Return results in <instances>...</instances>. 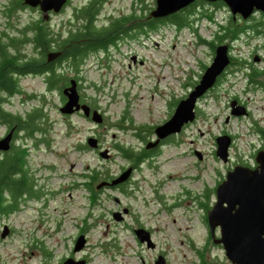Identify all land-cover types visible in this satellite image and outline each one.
Instances as JSON below:
<instances>
[{
  "label": "rangeland",
  "instance_id": "374dc122",
  "mask_svg": "<svg viewBox=\"0 0 264 264\" xmlns=\"http://www.w3.org/2000/svg\"><path fill=\"white\" fill-rule=\"evenodd\" d=\"M88 1L72 0L67 9L53 13L46 21L52 29L65 31L70 19L75 18V6ZM205 1L192 13L195 19L191 27L179 29L171 23L148 26L146 34L121 45L120 53L114 51L110 67L101 66L92 55L80 67L85 96L105 111V126L78 113H62L60 93L48 90L41 74L20 78L23 92L33 96L22 102L21 94L15 95L8 108L23 113L26 108L42 106L46 113L41 123L45 132L20 140L26 142L28 173L41 196L19 201L17 209L0 219V264H59L61 257L72 255L87 257V264H156L157 260L160 264H201L200 250L205 252L207 264H235L224 246L213 241L207 210L214 204L215 187L228 169L245 160L252 162L253 152L264 143L257 130L264 127V91L248 90L240 73L202 97L195 119L162 145L160 153L153 156L152 166L144 163L143 170L136 172L139 190L134 196L106 187L99 203L93 205L89 191L77 184L88 168L103 167L116 174L127 165L128 159L112 145L114 141L136 149L142 146L133 129L117 127L124 113L138 124L156 126L164 122L176 107L174 101L188 94L190 81L211 63L212 51L201 39H212L232 12L226 3ZM8 3L0 0V34L11 31L4 12ZM104 6L106 19L109 12L121 9L141 14L146 9L148 14L156 0H106ZM211 12L213 16L208 15ZM42 14L40 9L24 5L15 10L10 22L22 26ZM254 14L256 20L264 18L262 11ZM236 16L248 22L255 20ZM230 43L239 60H253L251 52L264 55V36L255 31L244 32ZM133 53L137 61L128 66ZM233 98H238L248 112L233 114ZM5 128L0 124V135ZM225 132L233 136L227 161L216 154V137ZM89 135L100 137L114 159L80 148ZM209 188L210 195L206 193ZM115 196L121 199L120 204ZM121 203L130 205L132 211L123 220L112 215ZM139 225L150 230L154 245L138 239L133 227ZM83 227L86 244L75 251ZM215 233L220 235L219 226Z\"/></svg>",
  "mask_w": 264,
  "mask_h": 264
},
{
  "label": "trees",
  "instance_id": "16d2710c",
  "mask_svg": "<svg viewBox=\"0 0 264 264\" xmlns=\"http://www.w3.org/2000/svg\"><path fill=\"white\" fill-rule=\"evenodd\" d=\"M103 2L104 0H92L89 3L77 5L75 18L69 21L70 24L65 31L52 29L44 16L27 21L22 26L16 24L18 34L11 36L12 38L6 35L9 30L2 31L0 34V117L8 122L10 128L17 124L18 130H28V134L34 136L37 135L38 131L45 132L46 129L41 124L46 116L42 106H33L26 112L25 116L4 110L3 103L16 92L21 91L20 78L26 72L41 74L48 90L59 92L63 99L65 98L62 92L63 86L71 80L70 78L78 76L79 65L87 55L92 51L106 48L110 40L115 39L113 34H115L114 31L117 27L131 20L134 16L144 15V12L142 14L132 12L124 19L120 18L109 25H101L98 23V19L101 16L99 13ZM203 3L206 1L194 0L185 8L163 17L168 18L167 20L179 29L186 26L191 27L195 19L192 17V13L196 10L197 5ZM212 3L215 5L224 4L221 0ZM22 7L24 5H21L20 0L5 6L4 12L8 23H11L10 17L15 13V10ZM147 12L148 10L145 14ZM150 13L151 11L146 16H149ZM236 17L231 14L227 22L220 26L222 29L214 32L212 39L202 41L215 49L220 43L227 42L230 45V41L238 39L244 32L251 30L258 34L261 32V35L264 36V18L256 20V16L253 14L251 17L255 20L248 22L242 18L236 19ZM164 18H148L147 22L151 26H157L159 21ZM8 45L15 46L17 51L14 53L8 51ZM51 52H56L57 55L50 58ZM69 71L76 72V74L71 75ZM84 98L95 106L87 95ZM177 100L180 99H176L173 105L177 104ZM119 121L122 122L116 124L118 128L125 129L134 126L138 129L137 135L142 139H145L146 134L151 133L150 125L138 124L126 113ZM260 130L261 132L258 131V134L264 142V128L261 127ZM117 145L124 156L131 158L136 164L151 155L150 150H139L134 145L125 143ZM25 157V150L21 146L14 145L0 158V219L13 211L14 206L19 203L20 195L26 190L33 193L34 197L40 195V190L37 191L34 188L35 180H32L25 167ZM82 175V182L77 184L89 191L90 201L96 205L100 201V193L103 190L102 186L98 187L97 185L104 180H110L113 174L107 168L96 166L88 168ZM84 229L85 227L82 230ZM200 254L203 257L201 264H207L204 259L205 252L200 250Z\"/></svg>",
  "mask_w": 264,
  "mask_h": 264
},
{
  "label": "water",
  "instance_id": "95a60500",
  "mask_svg": "<svg viewBox=\"0 0 264 264\" xmlns=\"http://www.w3.org/2000/svg\"><path fill=\"white\" fill-rule=\"evenodd\" d=\"M67 0H24L31 7H39L44 18H50V11L59 12ZM218 1V0H207ZM226 3L232 14H240L243 18H249L256 11L264 12V0H221ZM194 0H156V6L151 10L150 16L163 17L179 11L190 5ZM57 55L56 52H51ZM229 44L220 43L216 46L212 62L205 68L199 83L182 97L171 116L164 122L157 124L155 130L158 140L172 133L182 130L184 125L193 121L196 117V105L198 97L203 95L215 82L217 76L229 64ZM71 84L64 87L66 101L60 106L62 113L70 114L77 110H83L86 116H91L93 121L102 123L104 115L98 108H92L89 103L81 102L80 92L77 88V80L72 78ZM231 112L236 115L246 113L243 105H238L236 100L231 102ZM13 135L10 130L6 136L0 138V149H8ZM97 138L90 136V146L96 145ZM216 154L224 161L229 159V148L232 137L228 133L219 134L216 137ZM108 150H102L101 155L107 156ZM201 157V155H199ZM256 167L237 163L229 169L224 179L216 185V200L207 210V220L214 242L223 244L226 255L235 264H264V149L256 153ZM131 167L124 170L112 180H104L98 186L110 183L115 184L126 179ZM117 219H122V212H116ZM220 227V235L215 233L216 227ZM141 241H147L154 245L150 232L143 227L136 229ZM5 232H3V235ZM86 236L80 233L76 239L74 250H80L86 244ZM164 261V260H163ZM160 260L156 264H160ZM86 259L67 257L62 264H85Z\"/></svg>",
  "mask_w": 264,
  "mask_h": 264
},
{
  "label": "flooded vegetation",
  "instance_id": "af4514ba",
  "mask_svg": "<svg viewBox=\"0 0 264 264\" xmlns=\"http://www.w3.org/2000/svg\"><path fill=\"white\" fill-rule=\"evenodd\" d=\"M14 1H17V0H9V3L8 4H11L13 3ZM72 0H67L65 5L62 7V9L60 11H63L65 9H67V7L69 6V4L71 3ZM90 1L92 0H89L87 3H89ZM106 0H104L105 2ZM219 1V0H218ZM104 2L102 3L103 5L101 6V10H100V17L98 19V23L101 24V25H109V24H112V22L120 19V18H126L128 17L131 13H128V12H124L122 9L121 10H114L113 12H109L107 14V18L105 19L102 15V11L104 9ZM208 2H215V1H208ZM20 3L21 5H25V6H28L27 4L24 3V0H20ZM86 3V2H85ZM215 5V4H214ZM76 7V6H75ZM39 9V7H36ZM146 8V7H145ZM185 8V7H184ZM183 9V8H182ZM181 10V9H180ZM59 11V12H60ZM147 10L145 9L144 11V15L143 16H134L131 20H128L126 21L123 25L117 27V29L114 31L115 34V39L114 40H110V42L107 44L106 48H101V49H98V50H95V51H92L91 53H89L87 55V57L80 63L79 65V74L77 77L73 76V78H75L77 80V88L80 92V96H81V102H87L89 103L88 100H86L84 97H85V87L83 86V82H82V78H81V74H80V71H81V66L90 58V56L92 55L93 57H96L97 60H99L101 62V66L103 67H110L111 64H110V61L114 60L113 58V55L115 56L116 55V52H121V45H124L126 43H128L131 39H135L137 38V36H140L141 34H146L147 32V29L150 27L151 28H155L157 26H164V25H170V21L167 20L168 18H164V17H161V18H164L162 21H159V25L157 26H151L147 20L148 18H158V17H154V16H146L145 12ZM51 15L50 17L52 16L53 13H56L54 12L53 10L50 11ZM134 13H137V11H134ZM212 13V12H211ZM170 15V14H169ZM211 16H213V13L211 14ZM73 18L70 19V21L72 20ZM12 24V22L10 23V25ZM150 26V27H148ZM221 26V25H220ZM14 28V29H12ZM11 31H8V33H6L7 36H9V38H12L11 36H16V34H18L16 31H17V25L16 23L11 25ZM16 30V31H15ZM259 35H261V32L259 33ZM201 40H204V39H201ZM138 41V40H137ZM205 42V41H204ZM208 45V43H206ZM211 51H212V54H213V57L215 55V50L216 48H212L210 45H209ZM7 50L14 53L17 51L16 47L13 46V45H8L7 46ZM115 50H117L116 52H114ZM251 56L253 57V60L251 59H247V60H242L240 58L237 59L235 58L234 56V53H233V49L231 47V43L229 45V56H230V62L229 64L223 69V71L217 76L214 84L203 94L201 95L200 97H198V100H197V105H198V101L207 95V93H209V91H211V89L219 86L220 84H222L224 81H227L230 76H235L237 75L236 77H239V73L241 76H243L245 79H246V82L248 84V90H252V89H262V91H264V55L262 54H259L257 52L253 53L251 52ZM124 55V54H123ZM129 58H132V61L130 60L128 62V66H132L133 63H135L137 61V54H131L129 55ZM213 60V58H212ZM211 60V62H212ZM142 62V60H141ZM109 65V66H108ZM64 66V65H63ZM208 65H205L204 67H207ZM204 72V71H203ZM28 75H31V73H28L26 72V74L24 76H28ZM23 76V77H24ZM201 76H202V73L199 72L198 74V77L195 78V79H192L190 81V85H191V89L190 91L195 87V85L197 83H199L200 79H201ZM22 78V77H21ZM72 79V78H70ZM71 84V81H69L67 84H65L63 86V89L64 87H66L67 85ZM20 85H21V80H20ZM63 89H62V92H63ZM23 88H22V85H21V91L20 92H16L13 96L15 95H18V94H21V101L22 102H28V98H32L33 94H28L27 92H23ZM189 93V92H188ZM63 95L65 96V98L62 99V104L66 101L67 97H66V94L63 92ZM12 96V97H13ZM12 97L7 99L3 104H4V110L6 111H10L12 112L7 104H11L12 103ZM233 100H236L237 104L238 105H243L241 104V102L238 100V98H233ZM232 100V101H233ZM179 101V100H177ZM231 101V102H232ZM178 103V102H177ZM90 106L92 108H97L96 106L92 105V103H89ZM177 105V104H176ZM197 105H196V108H197ZM246 109V112L247 111V108L245 105H243ZM30 110V109H25V111L23 113H20V112H13V113H20L22 114L23 116L26 115V112ZM100 111L103 113L104 115V121L106 120V117H105V111L101 110ZM197 111V109H196ZM74 113H78L80 114L81 116H84V117H87L89 119H92L91 116H86L84 113H83V110H77L75 111ZM66 114V113H64ZM73 113H70V114H67V115H72ZM172 114V113H171ZM171 116V115H170ZM168 119V117L165 118V120ZM4 120L3 118L0 117V124H4L5 125V130L3 132V134L0 135V138L6 136V134L9 133L10 130H13V135H12V138H11V141H10V146L8 149H0V158L3 157L4 153L8 150H10L14 145L15 146H21L24 150H25V155H26V165L25 167L27 168V153H28V148H26V142H23V141H26L28 137H31L32 135L28 134L29 131L28 130H18L17 129V124H14L11 128L8 126V122L6 120ZM164 120V121H165ZM104 121L101 123L102 126H105V123ZM95 122V121H94ZM162 123V122H161ZM96 124H100V123H97ZM160 124V123H159ZM187 125V124H186ZM155 127L156 126H150V131L151 133L149 134H146L145 136V139H142L141 137H139V135H137V128H135L134 126L133 127H129L128 129H133L135 132L134 134L136 136H138L139 138H141L142 140V146L139 148V150H150L151 151V155H149L148 157H146L145 159H142L138 164H136L135 162H133L131 160V158L129 157H125L124 154L122 153V151L119 149L118 145L119 143H117L116 141L113 142V146L117 149V151L123 155L125 158L128 159V163L127 165H124L122 166L121 170L114 174L110 177V180L114 179L115 177L119 176L124 170H126L127 168L131 167V171H130V174L129 176L118 182V183H115V184H110V183H107V184H104L102 185V188H110V189H116V190H119L120 192H122L123 194H126V195H129V196H134L135 195V192L136 190L138 191L139 189L137 184H138V181L135 180V174L136 172H139L140 170L142 171L143 170V164L146 163L147 165H151L152 166V159H153V156L156 155L157 153H160L161 151V148H162V145H164V143L166 142H169L170 140L174 139V137L178 134V133H172L170 135H167L166 137L164 138H160L158 140V134L155 130ZM261 127H258V131L261 132L260 130ZM264 128V127H262ZM124 129V128H122ZM227 133V132H225ZM155 134V135H154ZM229 134V133H228ZM261 135H263L261 133ZM90 136H94L96 137L98 140L96 142V145L94 146H90L89 143H88V138ZM155 137V138H152ZM230 136L232 137V140H233V136L230 134ZM20 140H23L22 143H20ZM120 144H123L120 142ZM84 146V147H83ZM80 148H85V149H92L94 151L97 152V154L100 156V157H103L105 159H109V160H112L114 159V154H112L110 148L108 147H104V144L102 143L101 141V138L98 137L97 135H89L87 137V143H84V144H81L79 146ZM108 150L107 151V156H102L101 155V151L102 150ZM259 149H264V143H261L256 149L255 151L253 152V158H252V162L249 161V160H245L244 162H242V164L244 165H248V166H252V167H256L258 165L257 161H256V153ZM237 164V163H235ZM28 170V169H27ZM229 170V169H228ZM32 177V176H31ZM224 179V178H223ZM103 182V181H102ZM98 186V185H97ZM99 187V186H98ZM101 187V186H100ZM210 192H211V189L209 188L207 190V194L210 195ZM215 194H216V187H215ZM21 198L19 197V201H25L26 199H31V198H34V195L33 193H29L28 190H26L24 193H22V195H20ZM41 196V193L39 195V197ZM36 198V197H35ZM115 199L116 201L118 202V204H120L121 202V199L118 197V196H115ZM19 202V203H20ZM19 203H17L13 210L17 209L19 207ZM121 206V208H116V209H113L112 210V215L114 218H116V215L118 216V214L116 212H122L121 215H122V220L125 219L126 215H128L129 213H131V206L130 205H127V204H122L119 205V207ZM210 208V205L209 207ZM139 227H143L145 228L146 230H148L145 226L143 225H139L138 227H133V230L137 236V233H136V229L139 228ZM81 233L82 231L84 230H80ZM150 232V230H148ZM138 237V236H137ZM151 237V236H150ZM77 239V238H76ZM139 239V238H138ZM76 242V241H75ZM75 245V244H74ZM223 245V244H222ZM75 256V255H72V257ZM69 257V256H68ZM80 258H77V259H82L83 257L82 256H79ZM67 258V256H63L61 257L60 259V262L59 264H62L63 261ZM86 263L88 262V258L86 257ZM46 264H56V263H49L47 262Z\"/></svg>",
  "mask_w": 264,
  "mask_h": 264
}]
</instances>
